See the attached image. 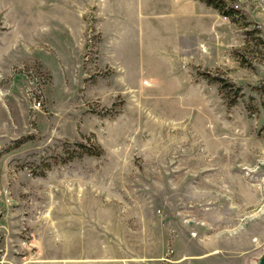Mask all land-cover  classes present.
Segmentation results:
<instances>
[{"label": "rangeland", "instance_id": "obj_1", "mask_svg": "<svg viewBox=\"0 0 264 264\" xmlns=\"http://www.w3.org/2000/svg\"><path fill=\"white\" fill-rule=\"evenodd\" d=\"M226 1L0 0V264L264 248V0Z\"/></svg>", "mask_w": 264, "mask_h": 264}, {"label": "trees", "instance_id": "obj_2", "mask_svg": "<svg viewBox=\"0 0 264 264\" xmlns=\"http://www.w3.org/2000/svg\"><path fill=\"white\" fill-rule=\"evenodd\" d=\"M198 1L206 4L207 6H210L216 9L220 14L228 18H231L233 13L237 11V9L234 8V6L228 3L226 0H198ZM211 79L219 83V90L221 93H223V90H225V88L232 85V83L226 79H220L219 77H214V76L211 77ZM238 88H239L238 86L235 87V93L238 92ZM236 100L237 99L228 100L227 104L233 105L235 104ZM80 145L82 144L80 143ZM88 148L90 150L89 152L90 154H97V153H94L96 152L95 147H88Z\"/></svg>", "mask_w": 264, "mask_h": 264}, {"label": "water", "instance_id": "obj_3", "mask_svg": "<svg viewBox=\"0 0 264 264\" xmlns=\"http://www.w3.org/2000/svg\"><path fill=\"white\" fill-rule=\"evenodd\" d=\"M248 264H264V248L257 254L251 256L248 260Z\"/></svg>", "mask_w": 264, "mask_h": 264}, {"label": "crops", "instance_id": "obj_4", "mask_svg": "<svg viewBox=\"0 0 264 264\" xmlns=\"http://www.w3.org/2000/svg\"><path fill=\"white\" fill-rule=\"evenodd\" d=\"M228 141L230 142V140H228ZM230 143H232V145L234 144L233 142H230ZM230 143H229V145L227 146L228 150H230L231 147H232V146H231V147L229 148V146L231 145ZM192 235H193V234H192ZM185 257H186V256H179L178 259H177V262H179L180 260H182V259L185 258Z\"/></svg>", "mask_w": 264, "mask_h": 264}, {"label": "built area", "instance_id": "obj_5", "mask_svg": "<svg viewBox=\"0 0 264 264\" xmlns=\"http://www.w3.org/2000/svg\"><path fill=\"white\" fill-rule=\"evenodd\" d=\"M254 241H256V239H254ZM25 248H28L29 249L30 248V244H26L25 245Z\"/></svg>", "mask_w": 264, "mask_h": 264}]
</instances>
